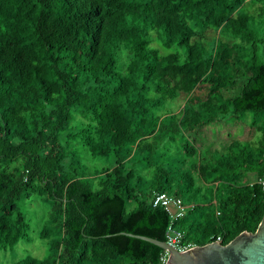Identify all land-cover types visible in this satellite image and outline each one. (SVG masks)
I'll use <instances>...</instances> for the list:
<instances>
[{
  "label": "trees",
  "instance_id": "16d2710c",
  "mask_svg": "<svg viewBox=\"0 0 264 264\" xmlns=\"http://www.w3.org/2000/svg\"><path fill=\"white\" fill-rule=\"evenodd\" d=\"M242 118L255 139L198 147ZM262 177L264 0H0V251L29 238L21 202L49 207L44 254L14 264H167L135 236L166 241L163 191L216 204L176 222L187 242L227 244L257 230Z\"/></svg>",
  "mask_w": 264,
  "mask_h": 264
},
{
  "label": "rangeland",
  "instance_id": "374dc122",
  "mask_svg": "<svg viewBox=\"0 0 264 264\" xmlns=\"http://www.w3.org/2000/svg\"><path fill=\"white\" fill-rule=\"evenodd\" d=\"M253 10V9H251ZM219 34L215 31L208 30L206 32V37L208 39L217 38ZM199 97H206V91H196ZM186 98L182 94L180 98L175 102L174 108L179 111L183 106ZM198 147L201 149L202 145H209L211 149L222 148L227 145L233 139L240 140H253L256 137V131L248 124L247 120H234L230 123L221 122L210 125L201 131H198L199 138ZM89 157L88 163L98 166L100 168L110 167L111 160L108 158H96L91 159ZM251 181H257L256 177H252ZM173 194V193H172ZM183 198L188 197V192L181 194ZM182 198V199H183ZM216 204H206L202 208L195 212H191V209H187L186 217L183 220L188 222L194 218H201L202 213L209 211H216ZM21 208L27 215V219L30 223L31 230L29 233V238L20 242L16 247L10 248L7 251H0V264H14L17 260L25 257L28 254L43 255L46 249V240L41 238V231L49 210L48 204L42 200V198L33 197L31 201L24 200L20 203ZM199 239H203V236H199Z\"/></svg>",
  "mask_w": 264,
  "mask_h": 264
},
{
  "label": "water",
  "instance_id": "95a60500",
  "mask_svg": "<svg viewBox=\"0 0 264 264\" xmlns=\"http://www.w3.org/2000/svg\"><path fill=\"white\" fill-rule=\"evenodd\" d=\"M135 236L168 250L167 264H264V216L255 232L244 231L227 244L213 241L194 245L184 252L165 241Z\"/></svg>",
  "mask_w": 264,
  "mask_h": 264
},
{
  "label": "built area",
  "instance_id": "2783aa9c",
  "mask_svg": "<svg viewBox=\"0 0 264 264\" xmlns=\"http://www.w3.org/2000/svg\"><path fill=\"white\" fill-rule=\"evenodd\" d=\"M259 184L264 192V177L259 180ZM152 204L154 207H164L170 215L171 223L166 231L165 242L180 252H184L192 248L194 244L186 241V234L184 230L176 225V222L185 217L187 209H189L190 206L187 205L180 196L164 191L156 192L154 194ZM217 241L221 242L222 238L218 237ZM168 256L169 251L165 250L164 256L162 257L163 262L167 263Z\"/></svg>",
  "mask_w": 264,
  "mask_h": 264
},
{
  "label": "crops",
  "instance_id": "0c3cea01",
  "mask_svg": "<svg viewBox=\"0 0 264 264\" xmlns=\"http://www.w3.org/2000/svg\"><path fill=\"white\" fill-rule=\"evenodd\" d=\"M186 216V215H185Z\"/></svg>",
  "mask_w": 264,
  "mask_h": 264
}]
</instances>
